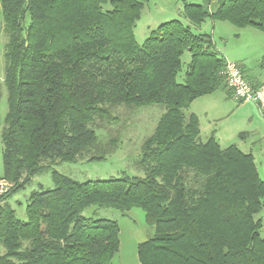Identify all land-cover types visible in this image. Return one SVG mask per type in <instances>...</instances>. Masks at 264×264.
I'll return each instance as SVG.
<instances>
[{"label": "trees", "instance_id": "1", "mask_svg": "<svg viewBox=\"0 0 264 264\" xmlns=\"http://www.w3.org/2000/svg\"><path fill=\"white\" fill-rule=\"evenodd\" d=\"M145 1L0 0L8 105L0 182L10 185L0 192V264H111L118 224L84 217L91 206L143 211L154 235L137 245L139 264H264V182L252 155L213 135L202 142L196 115L185 113L226 89L227 61L200 26L227 21L264 37V0H183L188 24L164 22L139 45ZM148 106L162 114L141 145L143 177L80 183L52 171L54 188L32 191L26 219L15 216L9 199L34 176L104 160Z\"/></svg>", "mask_w": 264, "mask_h": 264}, {"label": "rangeland", "instance_id": "2", "mask_svg": "<svg viewBox=\"0 0 264 264\" xmlns=\"http://www.w3.org/2000/svg\"><path fill=\"white\" fill-rule=\"evenodd\" d=\"M184 1L190 4H204V0ZM183 3V0H146L133 30L137 44H143L149 32L164 22L178 19L183 24H188L182 15ZM215 6L214 1L209 4L211 9ZM2 27L0 14V28ZM198 31L212 37L214 50L227 62L244 66V73L250 80L264 82V37L260 31L251 26L238 28L227 21L210 19H207ZM6 41V35L0 29V176L3 171L1 133L8 110L4 82ZM189 61L190 54L185 51L181 56V72L177 77L178 82H182ZM226 89H220L195 99L185 113L196 115L202 142L213 135L221 148L234 145L243 153L251 154L259 178L264 182V112L262 113L259 107L252 102L236 101L226 94ZM139 110H143L144 113H140L141 115L135 118V122L119 136L118 147L104 160L60 162L45 173L34 176L29 185L9 199L15 216L22 221L26 219V198L32 191L54 188L51 178L52 171L80 183L123 176L143 177V173L136 166L141 145L152 133L162 114V109L159 106H148ZM121 118L117 127L125 119V117ZM9 188L10 185L4 182L2 190L6 191ZM83 216L117 222L119 250L112 258L111 264H139L136 253L137 245L154 235V229L146 222L142 210L133 208L126 213H121L113 208L91 206L83 212ZM262 216L259 214L256 217Z\"/></svg>", "mask_w": 264, "mask_h": 264}, {"label": "built area", "instance_id": "3", "mask_svg": "<svg viewBox=\"0 0 264 264\" xmlns=\"http://www.w3.org/2000/svg\"><path fill=\"white\" fill-rule=\"evenodd\" d=\"M230 96L238 102H252L264 112V85L252 86L235 63L226 62L222 72ZM4 183L0 182V192Z\"/></svg>", "mask_w": 264, "mask_h": 264}, {"label": "crops", "instance_id": "4", "mask_svg": "<svg viewBox=\"0 0 264 264\" xmlns=\"http://www.w3.org/2000/svg\"><path fill=\"white\" fill-rule=\"evenodd\" d=\"M224 58V57H223ZM225 59V58H224ZM225 61H227L226 59H225ZM239 67H240V69L242 70V73H243V75H244V77H245V79L252 85V86H254V87H257V86H259V85H264V82H258V81H256V80H250L247 76H246V74L244 73V69H245V67L243 66L242 67V65H239ZM226 94L228 95V96H230V93L228 92V91H226ZM231 97V96H230Z\"/></svg>", "mask_w": 264, "mask_h": 264}]
</instances>
